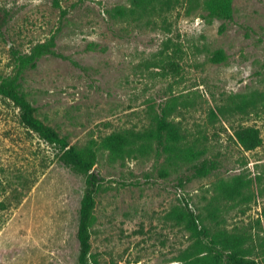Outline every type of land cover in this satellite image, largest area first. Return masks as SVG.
I'll return each mask as SVG.
<instances>
[{"label":"rangeland","instance_id":"obj_1","mask_svg":"<svg viewBox=\"0 0 264 264\" xmlns=\"http://www.w3.org/2000/svg\"><path fill=\"white\" fill-rule=\"evenodd\" d=\"M180 1L135 21L111 15L130 0H60L61 9L54 0H0V80L15 72L13 52L56 36L60 56L25 72L22 90L71 145L144 133L166 113L181 145L203 151L179 164L156 145L118 161L100 152L92 247L101 264H181L194 240L170 213L186 203L264 264V0H233L228 21L210 17L205 0ZM244 128L258 129L263 146L242 148L235 133ZM57 152L0 98V264H78L85 177ZM205 160L218 169L195 177ZM239 181L242 196L220 193Z\"/></svg>","mask_w":264,"mask_h":264},{"label":"trees","instance_id":"obj_2","mask_svg":"<svg viewBox=\"0 0 264 264\" xmlns=\"http://www.w3.org/2000/svg\"><path fill=\"white\" fill-rule=\"evenodd\" d=\"M180 2V0H130L129 7H118L111 12V15L117 19L140 21L146 14L153 15L164 7L170 9ZM54 4L61 9L60 0H54ZM204 10L210 17L225 21L232 20L233 0H205ZM66 14L63 11L62 17ZM56 48L57 39L53 36L37 44L30 53L13 52L15 72L0 80V98L18 108L22 124L58 151L56 156L61 165L85 177V191L80 201L77 231L78 264H101L92 247L93 228L97 221L95 215L97 198L103 187V178L95 171L100 152H106L111 160L118 161L132 156H144L149 153L153 145H156L157 151L167 154L173 164L191 163L204 153L181 145L183 135L166 113L157 118L152 129L144 133L124 131L113 133L100 141H90L85 146L71 145L67 137L62 136L37 116V109L22 90L25 72L36 69L44 57H59ZM218 55L221 56L222 61L225 60L222 53ZM235 136L239 145L246 151H254L263 146L261 133L256 128L240 129L236 131ZM218 167L217 161L205 160L194 165V176L207 177ZM242 187L240 181L234 185L222 183L219 191L226 198L235 199L242 196ZM170 218L183 226L194 240L191 251L186 252L181 264H259L250 258L242 237L221 230L212 232L202 223L188 203L174 209L170 213Z\"/></svg>","mask_w":264,"mask_h":264}]
</instances>
